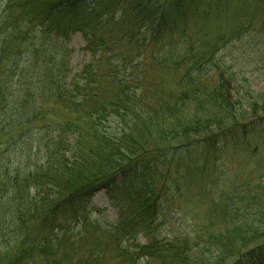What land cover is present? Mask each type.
<instances>
[{"label": "trees", "instance_id": "16d2710c", "mask_svg": "<svg viewBox=\"0 0 264 264\" xmlns=\"http://www.w3.org/2000/svg\"><path fill=\"white\" fill-rule=\"evenodd\" d=\"M36 1L38 10L22 1L11 27L1 30L22 43L33 40L34 50L15 75L17 62L12 61L0 89L2 100L9 80L17 76L21 96L10 100L9 129L0 124V130L10 131L22 120L29 129L22 134L21 158L8 163L0 157V177L12 179L0 211L13 208L16 213L0 217L1 226L7 221L14 228L11 246L0 241V264H34V255L41 264H52L67 234L79 248L76 242L85 236L91 199L98 192L108 197L117 218L109 227L98 220L91 224L118 239L120 264L142 259L147 264H264V197L247 190L226 193L228 178L219 179L226 175L221 157H230L240 141L264 136V91L253 90L243 76L246 67H253L254 74L260 70L264 31L245 35L239 27L230 39L218 37L202 47L185 30L198 0ZM63 21L67 25H60ZM102 25L119 32L113 40L125 42L128 53L112 54L96 34ZM74 30L87 38L92 59L69 79L66 55L54 52L45 38L62 43ZM232 41L245 44L231 46L232 62L224 65L220 50ZM7 43L0 39V59ZM149 49L155 68L178 74L174 91H160L154 99L143 90L140 76ZM101 58L108 62L102 77L114 90L110 98L101 97L98 86L95 65ZM260 78L257 74L251 83L260 86ZM52 105L73 119L34 128L37 121H48ZM199 173L219 213L220 230L204 229L197 238H165L158 227L166 219V203L181 194L187 175ZM236 198L242 204L235 206ZM31 220L47 227L40 241L27 234ZM66 220L72 228L65 233ZM100 254L93 250L91 260L108 264L97 259Z\"/></svg>", "mask_w": 264, "mask_h": 264}, {"label": "rangeland", "instance_id": "374dc122", "mask_svg": "<svg viewBox=\"0 0 264 264\" xmlns=\"http://www.w3.org/2000/svg\"><path fill=\"white\" fill-rule=\"evenodd\" d=\"M22 1L27 2L28 0H10V2L0 0V39L4 37V39L6 38L8 41L0 59V89L3 88L5 80L9 76L10 69L12 72V61L16 60L17 62V68L14 70L15 72L13 74L15 75V73H19L18 70L23 69L24 62L31 54V51L34 50L32 46L34 43L33 40L24 41V43H22L21 37L13 40L9 31L6 32L4 36L1 31L5 25L11 27V21L15 19L19 13L20 3H22ZM29 1L33 8L38 10L39 3L36 0ZM196 7L197 10L193 14V17L187 21L185 30L193 39H197V42L203 45L202 47L211 45L218 37H221L224 41L230 39L232 33L239 27L244 28L242 34L245 35L252 32L264 31V0H198ZM91 16L92 15L88 16L89 22L91 21ZM62 23H60V25H67V21H63ZM117 33L119 32L105 27L104 25L96 29V34L101 36L108 43L109 47L112 48V54L119 55L128 53L129 48L126 46L125 42H121L117 45L113 40L114 38H119L116 35ZM45 39L47 40L45 42L50 45V48L54 52L57 49L66 55V61L68 62L67 75L69 74V79L79 74L83 67L91 62V55L86 49L87 38L82 32L75 30L70 32V34L63 39L62 43L52 40L48 35ZM240 44L243 45L245 42L241 41L238 43L232 41L221 48L220 54L223 57L222 62L224 65L225 63L229 64V60L232 62L234 50L231 46L238 47ZM149 55L150 49L145 51L144 58L141 61L140 76L143 90L154 99L160 91L165 93L174 91L176 87V76L178 74L155 68ZM53 59L54 58H52L51 61H53ZM107 63L108 62L101 58L96 61L95 66L98 67V74L101 77L98 80L100 81L98 82V86L100 87L101 97L110 98L114 96V90L109 85V80L102 77L105 68H107ZM54 65L57 66L56 64ZM258 65L260 70L256 71V73L261 77V81H263L260 86L255 84L257 83L256 81H254L255 83H251L253 82L251 78L257 76L254 72H251L253 67H246L243 76L244 78H249L251 86L252 84L254 85L252 87L253 90L259 89L264 91V60L263 62H259ZM16 80L17 76H12L9 80L10 82L7 84L8 89L3 90L6 96L3 97L2 100L0 97L1 128H7V116H5V114L7 110H9L6 107L11 103L10 100H15L21 96V87L16 84ZM4 93H1V95ZM75 117L77 118V116ZM65 119H73V115H67L61 106L54 107L52 105V111L51 114L48 115V121L39 120L32 125L37 129H42L47 124L56 127ZM15 124L16 123H14V125ZM10 128H12L10 131H6V129L0 130V157L3 158V162L7 161L8 163L9 160L16 162L22 157L20 152L21 144L23 143L21 140L22 134L29 130L28 127L23 124V120L20 124L14 127L10 126ZM220 164L221 166L226 165V175L224 173L223 177H219L222 182L225 180V176L228 178L227 188L224 189L226 193H230L231 191L234 192V189H236L238 192L248 191L254 196L257 194L259 197H264V136H253L247 140L240 141L238 145L235 146V150L230 157L226 158L224 156L220 158ZM204 183L205 180L202 178L201 174L200 176L197 174L187 175L185 186L181 194H176L174 197L170 198L165 205L164 215L166 219L164 223H160L158 227L162 236L168 239H181V237L191 238L194 236L198 237L204 229L209 231L220 230L221 221L219 219V213L217 211L215 212V203L213 204L211 202L210 195L204 188ZM11 184L12 179L7 175H2L0 177V203L6 204L8 202L10 194L8 190ZM232 186L234 188H232ZM216 195L217 192L215 191L213 194L215 200L218 198V195ZM240 204H242L241 198H236L234 205ZM91 205L93 206L91 209L92 213L90 214L91 222L98 220L103 226L109 227L116 220V210L112 207L108 197L104 193H96L91 199ZM9 206H11V204H9ZM7 210L8 209L4 211L1 210L0 217L9 219V216L11 217V215L14 216L16 214H13L15 212L13 208ZM65 218L66 216L62 217V219ZM91 222L87 221L86 228H84V238L76 242L79 248L75 246V241L71 239L72 235L67 234L64 243L61 244L59 250L53 254L52 264H95L96 261L93 262L90 257L92 251L97 248L101 252V254L97 256V259L100 258L108 264H120L122 262V259L118 258V239H114L113 236L109 238L106 232L99 230L97 227H93L92 225L96 224H91ZM8 223L7 221H5V223L1 222L0 241L11 246L10 239H13L12 232L14 228L13 225H7ZM28 225L29 229H27L28 233H26L34 242L40 241L48 233L47 227L42 226L38 220H31ZM64 225L66 227H62V229L65 233L68 231V227L72 228L67 220L64 222ZM134 243H136L135 240L130 241L126 246ZM33 263L41 264V257L34 255ZM139 264H147L146 259L140 260Z\"/></svg>", "mask_w": 264, "mask_h": 264}]
</instances>
